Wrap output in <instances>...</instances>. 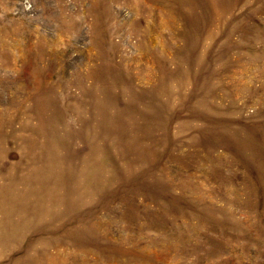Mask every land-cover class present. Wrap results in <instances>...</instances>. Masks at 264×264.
Masks as SVG:
<instances>
[{
	"label": "rangeland",
	"instance_id": "1",
	"mask_svg": "<svg viewBox=\"0 0 264 264\" xmlns=\"http://www.w3.org/2000/svg\"><path fill=\"white\" fill-rule=\"evenodd\" d=\"M0 264H264V0H0Z\"/></svg>",
	"mask_w": 264,
	"mask_h": 264
}]
</instances>
